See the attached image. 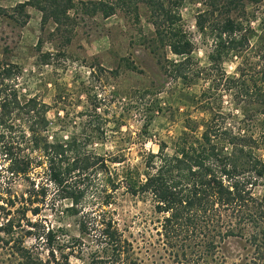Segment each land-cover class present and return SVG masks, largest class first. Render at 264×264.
<instances>
[{"label":"trees","instance_id":"trees-1","mask_svg":"<svg viewBox=\"0 0 264 264\" xmlns=\"http://www.w3.org/2000/svg\"><path fill=\"white\" fill-rule=\"evenodd\" d=\"M262 1L25 0L10 10L0 6V17L15 21L26 7L37 9L42 24L52 22L51 35L65 36L66 43L74 9L144 18L152 34L142 42L162 75L187 87L202 81L192 100L207 114L185 119L171 153L158 141L156 152L143 151L131 164L123 152L100 154L80 149L75 138L48 139L47 105L19 95L13 82L18 67L0 62V152L8 178L30 183L21 208L37 215L34 204L44 203L52 187L51 200L68 201L63 213L77 217L80 235L60 243L59 229L42 225L35 237L41 243L26 246L15 235L18 223L8 219L0 225V244L12 241L16 264H143L108 209L119 195L152 202L160 215L156 235L175 264H227L220 249L230 237L244 239L248 249L233 264H264V14L252 8ZM187 2L202 6L194 30L182 23L180 9ZM197 39L207 48L204 63L194 56ZM233 61L229 72L226 64ZM223 96L228 108L217 103ZM90 192L93 206L86 209Z\"/></svg>","mask_w":264,"mask_h":264},{"label":"rangeland","instance_id":"rangeland-1","mask_svg":"<svg viewBox=\"0 0 264 264\" xmlns=\"http://www.w3.org/2000/svg\"><path fill=\"white\" fill-rule=\"evenodd\" d=\"M23 1L0 0V6L10 10ZM201 7L191 2L181 7L184 27L194 30V17ZM252 8L256 15L264 14V0ZM71 15L77 18L68 43L65 36L51 35L52 22L42 24L41 13L33 7H26L25 15L18 16L17 21L0 17V62L18 67L13 82L19 95L35 96L47 105V138H75L80 149L100 154L123 152L131 164L138 163L143 151L156 152L158 141L166 142L171 153V141L183 129L185 119L207 116L192 100L205 84L200 81L187 87L165 79L156 56L143 44L144 37L152 34L144 18L135 22L120 12L104 18L83 14L79 9ZM22 19L25 22L20 24ZM206 52L197 39L194 56L200 63L205 62ZM236 63L226 64L227 71H233ZM220 102L226 108L230 106L225 96L217 100ZM6 164L0 152V225L8 219L14 225L18 223L15 235H21L26 246L41 243L35 237L42 225L59 229L60 243L80 237L77 217L63 213L68 201L51 200L52 187L44 203L34 204L39 206L37 215L23 210L20 196L30 183L21 177L8 178ZM34 176L40 181V176ZM92 199L90 192L86 209L93 206ZM108 209L114 210L118 227L138 249L143 264H175L156 235L160 215L154 212L152 202L119 195L118 202ZM9 245L0 244V264H16ZM220 252L227 264L239 263L248 254L247 243L230 237Z\"/></svg>","mask_w":264,"mask_h":264}]
</instances>
